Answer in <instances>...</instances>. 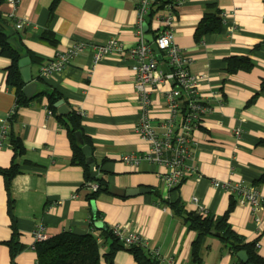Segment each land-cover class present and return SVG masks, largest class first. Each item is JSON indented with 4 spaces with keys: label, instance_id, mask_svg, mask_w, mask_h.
Returning <instances> with one entry per match:
<instances>
[{
    "label": "crops",
    "instance_id": "0c3cea01",
    "mask_svg": "<svg viewBox=\"0 0 264 264\" xmlns=\"http://www.w3.org/2000/svg\"><path fill=\"white\" fill-rule=\"evenodd\" d=\"M137 0H10L0 3L6 29L13 30L26 48L39 56L30 58L32 80L47 82L63 93L68 111L79 112L83 131L91 140L94 162H103L98 174L117 187L145 185L150 190L118 195L108 190L95 198H86L83 167L71 160L72 150L65 126L56 113H48L45 96H34L27 105L14 109L9 131L20 137L24 153L18 158L20 171L12 177L9 195L13 199L11 219L4 176L0 173V264H36L32 230L39 224L47 236L64 230L92 231L94 223L126 225V231L139 232L146 239V249H156L165 259L190 261L191 243L196 235L165 200L178 199L184 212L219 215L228 208L227 220L246 240H256L264 256V203L255 211L239 201V195L215 187L212 179H243L264 194V1L263 0H181L173 7L172 29L175 42L191 57L190 71L200 76L201 97L211 105L193 130V161L197 170L178 187L168 189L158 174L164 170L147 160L132 165L121 157L141 152L147 141L135 129L139 115L132 59L108 54L92 62V45L116 37L125 45L137 41ZM225 12L223 28L208 31L199 38L195 29L204 12ZM157 10L147 24L148 33L160 27ZM221 16V13H220ZM22 25L17 26V20ZM50 32L55 42L42 35ZM85 46L60 71L42 75L41 62L75 42ZM247 55L253 65L249 70L230 73L227 57ZM10 58L0 53V120L8 117L15 103V92L6 81ZM164 71V58L158 62ZM39 77L42 80L38 79ZM165 80L151 93L150 114L165 118L168 114L161 90L172 85ZM47 85V84H46ZM259 91L254 100L250 98ZM81 110L85 114H81ZM66 112V113H67ZM64 113V114H66ZM62 114V113H59ZM63 114V115H64ZM239 125L237 137L234 127ZM8 132V133H10ZM13 151L7 143L0 147V166H8ZM86 161V156H85ZM199 172L202 176H197ZM107 184V187H108ZM197 197V200H194ZM97 212L98 214H94ZM99 233V230H94ZM21 248L11 255L9 242ZM258 244V245H257ZM106 243L100 247L103 253ZM201 261L197 264H233L236 253L213 232L204 237ZM240 260V259H239ZM242 261V260H241ZM100 264H136L131 253L120 248L113 259L103 257Z\"/></svg>",
    "mask_w": 264,
    "mask_h": 264
},
{
    "label": "built area",
    "instance_id": "2783aa9c",
    "mask_svg": "<svg viewBox=\"0 0 264 264\" xmlns=\"http://www.w3.org/2000/svg\"><path fill=\"white\" fill-rule=\"evenodd\" d=\"M13 5H17L19 0H10ZM156 0L136 1V35L137 41L132 45H125L116 37H110L103 42L92 45V62L95 64L101 61L108 54H119L132 59L131 68L134 72V85L137 91L139 115L136 122V132L147 141V148L141 152H128L122 155V159L132 165H137L142 160L154 162L164 170L158 174L161 176L164 185L171 189L178 186L188 175L197 170V166L192 163L195 150V140L193 130L199 126L201 117L211 110V105L204 100L198 89V79L200 76L190 71L191 61L188 55L174 40L172 29L173 7L181 0L166 3L160 8L158 16L160 27L153 35V41L164 56L169 70L164 71L159 67L158 57L149 42L144 36V23L150 8ZM221 17L225 12H220ZM22 20H17L16 25L21 26ZM85 46L84 42H75L64 50H58L54 55L41 62L39 72L48 75L55 71H60L70 60ZM165 80H171L172 85L161 90L164 104L168 114L165 118H155L150 114L152 89ZM14 111L11 109L8 117L0 120V147L8 142L9 120ZM51 113V110H47ZM85 114L83 110L80 112ZM241 132L239 125L234 127V134L238 137ZM197 176L202 175L197 172ZM215 187L223 188L230 193L239 195V201L250 205L255 211L264 203V194L261 190L251 184H247L243 179H212ZM85 187L88 190L96 189V181H90ZM197 200V197H194ZM199 211L205 213V208L199 206ZM124 245L139 244L146 247L147 241L139 232L126 231L127 226L122 224L110 225ZM33 243L47 237L44 227L39 224L32 230ZM258 245V244H257ZM151 255L158 261V264H188L187 261H177L172 256L165 259L154 249Z\"/></svg>",
    "mask_w": 264,
    "mask_h": 264
},
{
    "label": "trees",
    "instance_id": "16d2710c",
    "mask_svg": "<svg viewBox=\"0 0 264 264\" xmlns=\"http://www.w3.org/2000/svg\"><path fill=\"white\" fill-rule=\"evenodd\" d=\"M3 0H0V3ZM264 1V0H263ZM174 2V0H156L154 5L150 8L146 16V23L149 25L150 20L154 13L162 8L166 3ZM0 20L5 24V20L1 17ZM223 28V21L221 19L219 11H207L204 12L200 21L195 29V36L199 38L202 34L208 31H218ZM14 32L11 29L0 30V53L10 58V63L6 67V81L13 87L15 92L14 109L20 105L29 104L34 98H27L23 91L25 82L22 79L18 59L21 57V52L13 48L8 38L13 35ZM47 40L55 42L56 38L51 35L50 32H46L42 35ZM26 53L30 56L32 61L39 62V56L34 52L26 48ZM253 62L247 55H230L227 57L226 70L230 73L236 72L240 69L249 70ZM38 79L42 80L41 77ZM47 84V85H46ZM44 84L45 89L40 91L35 96H45L47 100V106L51 111H56L55 102L64 98L63 93L55 85ZM260 90H264V80L260 83ZM250 98L253 101L256 94ZM56 113V112H55ZM57 119L65 126L67 135L70 140V146L72 150L71 160L73 163L80 164L83 167L84 182L82 187L85 188L88 182L96 181L98 187L96 189H86V198L91 200L95 198L100 192L107 191V182L98 174V170L101 169L103 162H94L93 168L85 161V155L81 149V144L77 141L78 134L83 136L84 142L91 146V140L86 136L83 131L81 123V117L76 109H71L66 114L56 113ZM13 114L10 116L12 119ZM10 132V131H9ZM8 144L11 146L13 156L8 166H0V173L4 176V184L8 193V208L11 214V219L14 221L13 214V199L9 195L10 185L12 177L20 171L18 158L24 153V147L19 136L12 132L7 135ZM264 143V138L260 140ZM179 186V185H178ZM175 186L171 189H174ZM168 202L174 213L181 216L184 222L189 228L195 230L196 235L191 243L190 261L193 264H197L201 261V248L204 237L211 231L217 235L224 244L231 250L232 253H236L238 250L243 249L247 254V260L241 261L236 259L233 264H264V256L261 255L256 246V240H246L241 234L236 232L227 220V216L231 208H228L224 213L214 215L210 213L197 212H184V209L178 199L165 200ZM94 214H98L94 212ZM95 217L91 218L92 231L90 232H77L72 230H64L47 236L45 239L34 243V249L37 255L36 264H100L103 257L107 261L113 259L114 253L120 248L128 250L134 258L136 264H158V261L154 259L150 251L144 246L139 244L124 245L119 237L114 234L111 227L105 223H94ZM94 230H99V233H95ZM106 243L107 249L102 253L100 251L101 245ZM11 255H14L21 245L18 241L9 242Z\"/></svg>",
    "mask_w": 264,
    "mask_h": 264
},
{
    "label": "water",
    "instance_id": "95a60500",
    "mask_svg": "<svg viewBox=\"0 0 264 264\" xmlns=\"http://www.w3.org/2000/svg\"><path fill=\"white\" fill-rule=\"evenodd\" d=\"M5 28L6 26L0 20V30L5 29ZM147 30H148L147 23H144V31H145L144 36L149 42H151V46L154 49L156 55L158 57H161V53L159 49L156 47L155 42L153 41V34L148 33ZM8 42L13 48L21 52V57L18 59V65H19V70H20L22 79L25 82V85L23 86V91L27 98H33L40 91H43L45 89V86H43L40 82L32 80V75H31V70H30V67H31L30 66V56L28 54H23L24 47L22 43L19 41L18 37L16 35H11L8 38ZM55 106L57 107L58 112L62 114L66 113L68 110V107L66 106V104H64L62 99L57 100L55 102ZM77 141L81 144V149L84 155L86 156V163L89 164L91 168H93L94 159L92 156V149L90 145L84 142L83 136L81 134H78ZM108 190L118 195H131L137 192L149 191L150 189L146 187L145 185H141L137 187H117L114 184L110 183L108 184ZM236 255L242 261L247 260V254L243 249L238 250L236 252Z\"/></svg>",
    "mask_w": 264,
    "mask_h": 264
}]
</instances>
